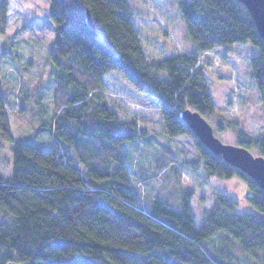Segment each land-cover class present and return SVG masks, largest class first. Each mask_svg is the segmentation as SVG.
Instances as JSON below:
<instances>
[{
    "label": "trees",
    "instance_id": "trees-1",
    "mask_svg": "<svg viewBox=\"0 0 264 264\" xmlns=\"http://www.w3.org/2000/svg\"><path fill=\"white\" fill-rule=\"evenodd\" d=\"M0 1L5 33L8 2ZM176 2L195 49L155 60L147 57L129 0H50L53 107L41 101L42 78L23 80L27 88L15 101L24 119L41 117L33 136L47 131L48 145L16 134L5 109L10 96L0 91V142L11 143L13 155L11 175H0V264H243L242 255L264 264V191L201 143L179 114L192 108L208 120L214 113L199 56L246 43L253 46L250 73L264 109V39L240 0ZM99 26L109 42L99 37ZM110 72L155 98L167 134L192 139L208 176L246 182L251 209L214 194L198 227L190 192L179 208L149 188L144 192L130 148L149 135L105 100L102 81ZM240 141L249 149L250 141ZM251 144L264 156V136ZM167 153L169 147L156 158L157 173L175 164Z\"/></svg>",
    "mask_w": 264,
    "mask_h": 264
},
{
    "label": "rangeland",
    "instance_id": "rangeland-1",
    "mask_svg": "<svg viewBox=\"0 0 264 264\" xmlns=\"http://www.w3.org/2000/svg\"><path fill=\"white\" fill-rule=\"evenodd\" d=\"M135 24L148 59H161L177 53H191L195 46L190 42L185 23L176 0H129ZM1 2V1H0ZM6 30L0 33V80L4 86L1 93L10 96L5 109L18 136L32 135L31 141L49 144V134L42 132L33 136L37 116L24 119L19 112L17 92L26 90L23 80L43 84L42 103L53 107V85L50 81L51 52L54 27L48 17L50 0H7ZM101 39L109 42L99 26ZM8 47V48H7ZM6 48L10 51H7ZM253 46L233 44L204 52L199 62L214 101L215 110L208 121L215 135L224 143L241 145L240 139L251 143L264 136V109L254 84L249 65ZM12 53V54H11ZM19 72L21 74H19ZM102 93L109 106L116 109L123 121H136L139 128L149 136L142 137L130 148L134 160L133 175L144 192L159 194L179 208L181 199L190 192V202L199 227L210 212L215 195L224 193L238 201L240 209H251L245 197L251 193L241 178L229 179L208 176L199 163V154L187 135L171 137L167 134L161 109L155 98L139 92L119 73L110 72L103 77ZM39 97V95H38ZM15 103V104H14ZM243 132V134H241ZM31 137V136H30ZM250 143L255 155L258 151ZM12 144L0 142V175L12 173ZM169 147L175 164L157 173L154 162ZM174 169V170H172ZM215 194V195H214ZM243 264H262L258 257L241 256Z\"/></svg>",
    "mask_w": 264,
    "mask_h": 264
},
{
    "label": "water",
    "instance_id": "water-1",
    "mask_svg": "<svg viewBox=\"0 0 264 264\" xmlns=\"http://www.w3.org/2000/svg\"><path fill=\"white\" fill-rule=\"evenodd\" d=\"M249 9L257 25L259 34L264 39V0H240ZM88 21L95 28L96 25L87 11ZM180 117L190 127L195 136L211 152L221 155L225 162L247 174L264 191V156L255 155L247 147L227 144L219 139L212 124L197 110L185 108L180 111ZM8 264H26L24 262H10Z\"/></svg>",
    "mask_w": 264,
    "mask_h": 264
}]
</instances>
